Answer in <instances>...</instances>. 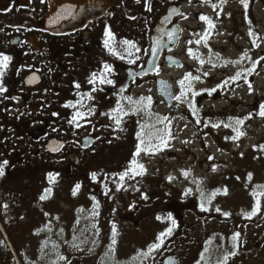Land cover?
Instances as JSON below:
<instances>
[{"label":"rangeland","instance_id":"374dc122","mask_svg":"<svg viewBox=\"0 0 264 264\" xmlns=\"http://www.w3.org/2000/svg\"><path fill=\"white\" fill-rule=\"evenodd\" d=\"M186 1L188 30L177 53L184 66L160 70L176 96L184 93L176 108L144 81L117 102L120 113L107 116L123 146L92 162L89 179L37 181L28 192L25 183L8 185L0 229L10 252L1 241L0 264H165L169 257L178 264H264V0ZM238 72L242 78L233 80ZM189 73L200 79L185 80L182 89ZM224 90L229 99H218ZM234 127L243 133L235 140ZM31 194L37 198L27 205ZM257 201L259 211L245 218ZM154 244L160 246L150 251Z\"/></svg>","mask_w":264,"mask_h":264},{"label":"flooded vegetation","instance_id":"af4514ba","mask_svg":"<svg viewBox=\"0 0 264 264\" xmlns=\"http://www.w3.org/2000/svg\"><path fill=\"white\" fill-rule=\"evenodd\" d=\"M186 3L114 0L104 14L87 22L53 24L49 0H0V54L11 57L8 67L0 69L7 89L0 92V202L9 197L8 185L14 189L25 183L28 192L37 181L89 179L92 162L122 148L123 138H114L107 116L144 81L157 86L168 55L179 58L188 30ZM172 7L178 16L163 20ZM155 30L164 54L157 73L144 77L140 73ZM173 30L180 36L177 44L169 40ZM130 53L132 60L127 59ZM104 65L111 71L105 72ZM94 73H104L113 84L90 83ZM78 110L86 117L70 122ZM53 140L59 148L50 147ZM31 196L23 200L27 205L35 203L37 197Z\"/></svg>","mask_w":264,"mask_h":264},{"label":"water","instance_id":"95a60500","mask_svg":"<svg viewBox=\"0 0 264 264\" xmlns=\"http://www.w3.org/2000/svg\"><path fill=\"white\" fill-rule=\"evenodd\" d=\"M113 1L114 0H49L50 9H51L49 20H51L53 24H56V20L59 24L62 23L79 24V22L80 23L87 22L91 19H94L104 14V12L108 10L111 4H113ZM175 9L177 8L172 7L169 13L167 14V16L163 18V20L168 18L170 15L174 16L175 14V16L176 15L178 16L179 13H173ZM160 40L161 38H159V34L157 30H155V34L153 37L152 52L149 60L147 61L146 69L143 72H141L140 75L149 76L157 71V68L164 54L163 48L160 47V44L158 50H156L157 41ZM169 40L172 43L176 41L177 44L178 41L180 40V36L177 37L174 35L173 38ZM176 48L177 47L175 46L172 48H168V50L172 51L175 50ZM166 62L169 67L179 68L183 66L180 60H178L177 58H173L172 56H168ZM157 92L159 96H161L165 100V103L167 104L168 107L175 108L174 105L175 94L173 92V85L169 81L158 79ZM89 145L90 143L87 144V146ZM59 146L60 144L54 140L53 142L50 143V147L59 148ZM58 151H53V152H58ZM167 259L168 260L165 262V264H178L176 258L170 257Z\"/></svg>","mask_w":264,"mask_h":264},{"label":"snow or ice","instance_id":"6c2138e0","mask_svg":"<svg viewBox=\"0 0 264 264\" xmlns=\"http://www.w3.org/2000/svg\"><path fill=\"white\" fill-rule=\"evenodd\" d=\"M245 7H247V4H245ZM202 19L207 20L208 18H207V17H203ZM208 24H209V27H210V28H211V27H214V25L212 24L211 21H208ZM174 34H175V30H173L172 33H169V39H172L173 36H174ZM109 36H111V33H109ZM124 43H128V42L125 41ZM197 43H199V41H197ZM106 46H107V42H106ZM132 46L134 47V45H132ZM158 47H159V41H157V49H156V50H158ZM156 50H154V51H156ZM189 54L191 55V49H189ZM261 59H264V57H261ZM10 60H11V57H10V56L0 54V69H6V68L8 67V64H9ZM200 62H201V64L204 63L203 60H201ZM256 64H259V61H255V62H253V68H252V69H249V71H254ZM104 71H105V72H110V71H111V68H110L108 65H104ZM3 74H4L3 71H0V92H5V91H7V89L3 87V83H2V77H3ZM205 75H207V73H205ZM241 78H242V74L238 72V73H236L235 77H233L232 79H233V80H239V79H241ZM191 79L199 80L200 77H198V76L193 77V76L191 75V73H189L188 75H186V76L184 77V79H182V80L180 81L181 88L183 89L185 80H191ZM97 80H98L99 83H101V84H104V83H107V84H113V81H112L111 79H108V78L104 75V73H100L99 75H97V74L94 73L93 76H92V79L90 80V83H95V82H97ZM76 87L79 88L80 85L77 84ZM249 87H251L250 84H249ZM183 95H184V93H183V91H182L181 96H176L175 99H176L177 101H180V100H181V97H182ZM147 99H148V106H150V104H151V98L149 97V98H147ZM133 103H143V98L141 99L140 102H133ZM72 107H75V105H72ZM115 111H116L117 113H120V112L122 111V109L117 108ZM123 114H124V115H127V113H123ZM259 115H260L261 117H264V106H262ZM85 117H86V114L78 110V111L75 112V114L73 115L72 121H70V122L78 121V120H80V119H84ZM113 118L115 119L117 125H119V124L121 123V117H120V115H116V116H114ZM161 122H163V121L161 120ZM198 122H199V121H197V123H198ZM235 124H236L237 126L242 125V124H243V121L237 119V120L235 121ZM213 126H214V127H219L220 125H219V124H216V125H213ZM230 126H231V125H229V124H225V125H224V127H230ZM233 131L236 132V136L231 137V139H234V140H235V139H237L239 136L243 135V133H242L241 131H239V129L236 128V127L233 128ZM169 135H170V133H169ZM226 139H229V138L226 137ZM162 142L166 144V141H162ZM136 154L139 155V151H138ZM209 159H212V157H209ZM7 163H8L7 161H4V164H7ZM132 165L135 167V165H136V161H135V160L132 161ZM139 167H140L141 170L143 171V166L140 165ZM213 171H215V169H213ZM135 174H136V173L133 171V175H132V177H130V178H134V175H135ZM182 174H183L185 177H187V176L189 175V173H188L187 171L183 172ZM2 175H4V168H3L2 166H0V176H2ZM125 177H129V171H125L124 173L120 174V176H119L120 181H123V180L125 179ZM93 179H95V175H93ZM169 179L171 180L172 178L170 177ZM248 179H249V180L252 179V175H251V174H249ZM78 187H79V185H77V188H78ZM188 191L190 192L191 189H189ZM186 194H187V193H186ZM216 194H217L216 192H213V193L211 194V196L208 197V199H207V203H208L209 205L211 204V201H212V199L215 197ZM224 194H225V195L227 194V189H226V188L224 189ZM41 199H44V197H41ZM144 199H147V196H145ZM201 201H202V202H201V205H200V206H201V210H202V211H208L209 209H208L207 207H205L204 202H203V201H204V194H203V192H201ZM259 207H260V204H259V201H257V203H256V207H255V208L252 210V212L249 213L245 218H249V219H250L252 215L256 214V212L259 211ZM216 211L219 212L220 209L217 208ZM223 214H224L225 216L230 215V213H223ZM46 215H47V214H46ZM157 219L160 220L161 217L158 216ZM168 219L172 220V225H173V227H175V225H176V221H175L174 219H172L171 215H169ZM171 231H172V229L169 228V229L166 230L165 233H161V234H160V236L158 237V239L161 241V243H162V241H163V237H164L165 235L170 234ZM113 232H114V235H113V244H115V243H116L115 238H114V237H115V226H113ZM238 235H239V234L237 233L236 236H238ZM234 239H235V237H234ZM159 246H160V245H158V244H154V245H152L151 248H150V251L155 250V249L158 248ZM61 259H64V258L61 257ZM225 259H226V258H225Z\"/></svg>","mask_w":264,"mask_h":264},{"label":"bare ground","instance_id":"6f19581e","mask_svg":"<svg viewBox=\"0 0 264 264\" xmlns=\"http://www.w3.org/2000/svg\"><path fill=\"white\" fill-rule=\"evenodd\" d=\"M218 97H219L218 99L228 100L229 99V97H228V91L227 90H224V91L219 92Z\"/></svg>","mask_w":264,"mask_h":264},{"label":"trees","instance_id":"16d2710c","mask_svg":"<svg viewBox=\"0 0 264 264\" xmlns=\"http://www.w3.org/2000/svg\"><path fill=\"white\" fill-rule=\"evenodd\" d=\"M3 234H2V232H1V229H0V242L2 241V243H3V246L2 247H4V248H6V250H8L9 252H10V250H9V248H8V245H7V243H6V240L4 239V236H2ZM13 260V259H12Z\"/></svg>","mask_w":264,"mask_h":264}]
</instances>
